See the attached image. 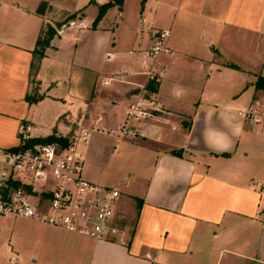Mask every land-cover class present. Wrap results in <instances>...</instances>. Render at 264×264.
<instances>
[{
	"label": "crops",
	"instance_id": "0c3cea01",
	"mask_svg": "<svg viewBox=\"0 0 264 264\" xmlns=\"http://www.w3.org/2000/svg\"><path fill=\"white\" fill-rule=\"evenodd\" d=\"M108 1L0 0V146L68 138L91 121L115 128L145 95L136 52L154 30H169L170 51L155 58L162 75L150 90L161 111L135 122V137L92 132L79 144L84 177L100 184L98 143L111 141L122 234L97 240L0 217L38 225L9 243L0 224V264H262L264 132L235 110L264 76V0H123L92 27ZM71 15L80 28L53 35L38 56L45 26ZM118 69L128 71L124 81L105 84ZM33 81L39 96L31 102ZM47 234L66 241L59 252Z\"/></svg>",
	"mask_w": 264,
	"mask_h": 264
},
{
	"label": "built area",
	"instance_id": "2783aa9c",
	"mask_svg": "<svg viewBox=\"0 0 264 264\" xmlns=\"http://www.w3.org/2000/svg\"><path fill=\"white\" fill-rule=\"evenodd\" d=\"M79 28L75 19H68L54 29L61 35ZM168 35L167 29L154 30L149 45L136 52L139 70L135 73L146 78L145 87L140 85L145 95L128 106L124 120L115 128H99L91 121L66 138L64 144L52 141L27 145L23 137L15 146H0V217L29 219L97 240L119 238L122 229L116 220V205L120 191L84 177L79 144L87 142L92 132L117 140L135 137L139 133L135 122L161 111V103L147 85L162 75L155 58L169 53ZM106 58L111 59V53L107 52ZM127 73L118 69L104 83L123 82ZM235 114L254 133L264 132V90L239 105Z\"/></svg>",
	"mask_w": 264,
	"mask_h": 264
},
{
	"label": "rangeland",
	"instance_id": "374dc122",
	"mask_svg": "<svg viewBox=\"0 0 264 264\" xmlns=\"http://www.w3.org/2000/svg\"><path fill=\"white\" fill-rule=\"evenodd\" d=\"M128 7H130V5H128ZM97 12H98V8H97ZM115 17H116V13L114 11L110 12L109 18L112 21L116 20ZM76 18H75V20H76ZM65 20L66 19H63V20H61V22H64ZM49 26H51V25L48 24V25L45 26V28H44V30H43V32L41 34V38L46 36V31H47ZM91 26L92 27L96 26V25L93 26V21H92ZM51 27L55 28L57 26L53 25ZM260 33L264 37V22H263V25H262ZM54 35H59L58 33H56V30L54 32ZM263 40H264V38H263ZM37 48L39 49L40 47L38 46ZM45 48L43 49V52H44ZM261 64L264 66V43H263L262 52H261ZM255 80L253 81V85H254ZM262 91H263V89H255L254 86H253V95L254 94H260ZM37 96H39V94L37 92L36 81H33L32 90H31V97L34 98V97H37ZM110 142L111 141H107V142L101 141V142L98 143L99 146H100V149L103 152L102 158H103V164H105V166L103 168H102V166H101V168H97L96 173L98 175L102 176V179L99 182L100 184L113 187V186H111V184H113L115 182V180L117 179L119 171H118L117 168H115L116 164H114V162H115L114 158H116V156L110 154V149H111ZM0 224L5 226L3 234H4V237H6L7 242H9V243H12V242L20 243L21 242L20 238H21L22 234H24L27 231H30V233H31V228L35 227V226H38L36 223L25 221L24 219H5V218H1L0 219ZM47 237L51 240V243L46 244V245L54 253L59 252L61 246L63 247L66 244V241L63 240V238L60 237V236H55L56 237L55 238L54 236H51L50 234H47ZM251 264H254V263H251Z\"/></svg>",
	"mask_w": 264,
	"mask_h": 264
},
{
	"label": "trees",
	"instance_id": "16d2710c",
	"mask_svg": "<svg viewBox=\"0 0 264 264\" xmlns=\"http://www.w3.org/2000/svg\"><path fill=\"white\" fill-rule=\"evenodd\" d=\"M122 3H123V0H110L106 3L99 5L98 6V12H97V14L93 20V26L98 23V21L101 19V17L104 15V13L106 12V10L108 8L115 6V5H117L118 7H121ZM73 16L74 15L69 16V18H66V20L72 18ZM54 32H55V29L53 27L49 26L47 31H46L45 37L41 38V35H39V37L37 38V41H36V48L34 50L38 56L41 57L44 55L43 49L49 45V41L53 37ZM38 46L40 47L39 49L37 48ZM147 88L149 90H154L153 82H149L147 85ZM254 88L264 90V76L263 75H257L256 80L254 82ZM36 99H37V97L33 98L30 96H27V100H29L31 102L35 101ZM52 141H58V142L64 144V143H66V138L51 134V135L41 137V138L40 137L28 138L25 140V143L27 145H32L35 143H44V142H52ZM173 153L179 154L178 152H173Z\"/></svg>",
	"mask_w": 264,
	"mask_h": 264
}]
</instances>
